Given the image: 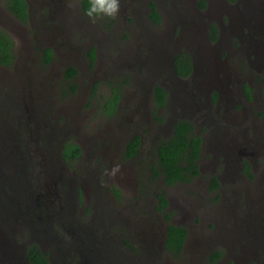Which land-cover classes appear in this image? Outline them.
I'll return each mask as SVG.
<instances>
[{
  "label": "rangeland",
  "instance_id": "obj_1",
  "mask_svg": "<svg viewBox=\"0 0 264 264\" xmlns=\"http://www.w3.org/2000/svg\"><path fill=\"white\" fill-rule=\"evenodd\" d=\"M29 1L31 16L21 22L0 0V30L11 38L14 57L10 66L0 65V132L20 138L10 153L0 156V177L14 193L8 196L0 186L1 209L7 208L0 237L6 232L8 260L16 244L21 251L13 260L21 258L23 241L32 231L43 236L32 222L35 217L46 225L53 222L57 205L50 201L53 196L42 195L76 186L80 197L77 201L73 195L71 214L62 213L64 227H83L101 243L92 240V250L81 254L67 252L66 264H102L96 249L104 250L103 263L113 254L131 257L134 264H243L250 255V263L257 256L264 260V104L255 101L250 110H233L238 114L234 123H217L214 114L204 124L180 117L179 111L173 117L169 106L155 108L151 98L158 79L175 98L176 93L196 97L193 81L183 87L173 76L172 57L180 51L197 57L194 50L204 45L208 53L198 52L201 58L196 60L199 79L206 84H222L218 72H229L232 81L241 82L240 69L233 73L227 63L247 43L249 50L240 54L241 68L258 73L246 61L255 60L252 51L263 56L264 39L250 35L240 43L231 34L240 33L250 21L257 22L258 32L264 34V0L232 4L203 0V8L202 0H120L115 18L95 22L82 13L80 0ZM151 2L160 15L158 23L150 18ZM216 22L224 33L211 44L207 28ZM47 49L52 51L48 63ZM69 67L76 70L73 78L66 75ZM111 85L120 86L122 98L117 112L105 116L100 106ZM175 117L190 120L205 145L199 174L167 185L157 175L155 149L173 132ZM227 124L229 132L222 126ZM28 135L37 142H28ZM132 136L142 137L143 145L135 158L128 159L124 149ZM63 140L78 145L82 151L78 160H62L57 148ZM159 192L168 201L170 222L188 232L176 256L163 246L165 220L156 210ZM127 211L133 213L130 220L121 218ZM62 233L72 236L65 229ZM215 251L220 257L212 262Z\"/></svg>",
  "mask_w": 264,
  "mask_h": 264
},
{
  "label": "flooded vegetation",
  "instance_id": "obj_2",
  "mask_svg": "<svg viewBox=\"0 0 264 264\" xmlns=\"http://www.w3.org/2000/svg\"><path fill=\"white\" fill-rule=\"evenodd\" d=\"M225 1L227 3H231V4L238 2V0H225ZM26 2H27V12H28V19H29L31 16V11H30L31 10L30 9L31 4H30L29 0H26ZM261 5H264V3H262ZM80 8H81V6H80ZM149 9L151 12L150 5H149ZM81 11H82V9H81ZM82 13H84V12L82 11ZM261 15H262V19L264 20L263 9H262ZM250 19H254V17H250ZM214 24L217 26V33H216L215 39H212L210 37L209 28H210L211 24H209L208 28H207L208 41H211V44L219 42L223 36V33H224L222 31L223 26H221L220 23L216 22ZM245 25L246 26H244L242 28V31L240 33H238L235 36H233L231 34V36L236 37V39H238L240 41V43L245 42L246 39L251 37L250 35H252V36L258 35L264 39V34L258 32L260 29L258 27L257 22L250 21L248 23H245ZM249 47H250V44L247 43L243 48H241V50H239V53L236 56L232 57V59H231L232 61L230 63H227L228 67L233 71V73H235L236 69H240V71L242 72V81L241 82H238L236 80L232 81L231 77L229 76V72H223V73L218 72V74L221 76L220 79H223V83L218 84V85H215L214 83L209 82V81H206L207 82V84H206L203 79L202 80L199 79L200 78L199 76L202 73H199L197 71V66H199V63L197 60H199V58H201V57H198V52L201 53L202 55H204V53H208V51H209L208 47L206 45H204V46H201L199 48L198 52L196 51V49L194 50L195 53L197 54L198 58L195 56V54L187 52L190 55L191 63H192V68H191L189 75L179 76V75H177L176 71L173 69V76L178 81L181 82L183 87H187L188 82L193 81L194 87H195L194 90L196 91V97L194 95L184 96V95L176 93L175 96L180 101L178 103L177 98L174 97L175 93L174 94L171 93L170 89H168L169 88L168 85L165 83L166 88H164V87L163 88L166 90L167 93H166V101H165L164 107L165 108H167L168 106L170 107V109L173 112V117L175 115H177L176 112L179 111L181 113L180 117L186 115V117H188V118H192V117L197 118V119L201 120L202 123L205 122L204 124H209L210 118H212L215 114L216 115L215 117H217V119H218V120H216V122L222 124V123H234L238 120V114H236L235 112L233 113V110H237V111H239V110H241V111L250 110L252 105L255 103V101H258L260 104H264V97H263L264 50L262 52L263 56L261 55L260 58L258 57V55L261 54V51H252L255 55V60L249 61L250 59L248 57V59L246 61L249 64V68L254 67L255 70L258 71V73H256V74L255 73L254 74L253 73H246V72H243L241 65H240V62L243 60L240 57V54H242V52H245L246 50H244V49H248ZM180 52H182V51H180ZM184 52H186V51H184ZM233 53H237V52L233 51ZM175 56L176 55H174L172 57V61H173L172 67H174ZM196 58H197V60H196ZM197 78H198V80H197ZM157 81L159 83L157 85H160L161 87L164 86L162 84L161 80L158 79ZM157 85H154L152 87L151 98H152V102H153L154 107L162 109V107L157 106L155 103L154 89ZM206 85H210V86L208 88H206ZM167 89H168V91H167ZM121 98H122V93H121ZM120 101H121V99H120ZM120 101H119L118 107L120 105ZM118 107H117V110H118ZM244 107H247V108L245 109ZM185 110H187V111H185ZM221 112L223 114L221 116H219L221 114ZM225 116H228L227 120L225 119ZM246 116L247 115L245 113H243L240 117L244 118ZM179 119H185V118H178L177 117L176 119H174L173 128H174L175 123ZM207 119H208V121H207ZM220 124H218V126H217V128H219V131H221L220 130L221 129ZM222 126H223V128L226 129L227 132H229V130H231L230 126L228 124L222 125ZM237 133H240V132L236 130L235 134H237ZM170 135H168L166 137H169ZM197 135H199V134H197ZM199 136L202 138L201 135H199ZM27 137H28V139H27L28 142H29V140L35 141L29 135ZM135 137H139V136L130 137L127 144L125 145V149H124V157L125 158H128V159L135 158L140 152V149L143 145V140H142L143 138L142 137H139L140 143H139V146H138L136 152L134 153V155L130 156V157L127 156V146L131 142V140ZM39 138L44 139V136H39ZM17 140H20V138L15 137L12 134V132L10 133L8 131H1L0 132V142H1V144H0V156H2V155L6 156V154L10 153L12 150L13 144L17 143ZM153 141L155 142L156 140L154 139ZM35 142H37V141H35ZM67 142L68 141L63 140L60 143V145H58L57 150H58V154L60 155L62 160L65 163H70V161L78 160L79 158L70 159L69 161H66L63 159L62 150L64 148V145ZM69 142H70V140H69ZM3 144H4V146H3ZM204 145H205V141L202 138L201 154H200V158L196 162L198 165L199 171L202 170V166H200L199 161H200L201 156H202ZM42 148L44 150L47 148V146L44 145ZM38 149H40V147H38L36 149V151ZM214 149H219V148L214 147ZM17 153L19 155L21 154L20 151H18ZM155 153H156V150H155ZM81 154H82V151H81ZM81 154H80V156H81ZM51 166L53 167L52 162H51ZM157 168H158V166H157ZM218 178H220V176H218ZM0 186L2 187L3 191L8 196L14 195V193H10V188H9L10 186L8 185V183L6 184L5 182H3V179L1 177H0ZM79 192H80V189L78 188V186H76L75 188H71V187L62 188L61 187V188H57L56 190L49 191L45 195H42V197L53 196V198L50 201L53 202V205H55V207L57 205L55 210L53 209V215L55 216V217H53V222L46 225L42 222L41 217H35V219L32 220V222L35 224V228H36L37 232L39 234H42L43 236H39L34 231H32V234H28L27 238H25V241H23L24 243L22 244V247H24L23 254H22L21 258L16 259V261H14L13 259L17 255V250H19V251H21V250H20V248H17V250H16V247L18 244H16V245L14 244L15 246H14L13 251L11 250L10 260H8L9 257L7 255V249L9 250V241L7 240L6 232L2 233V235L0 237V264H30L29 259L27 258V250H28L29 245H31V244H36L38 246V248L41 250V252L44 255H46L45 257L48 260L49 264H60V263L66 264V261H64V256L66 255L67 252H73L74 254H81V253H83V251H86V250L91 251L92 250V246H91L92 240L95 243H101V242H99V240L97 239L96 236H94L90 232H86V230L83 227L78 226L77 228H74V229L64 227L62 213L67 212V215L71 214V204H70L71 199L73 198V195H75L77 197V201H78V199L80 197ZM161 193H164V192H159L156 194L157 195L156 196V198H157L156 210L159 213L162 212L157 208L159 205L158 195ZM22 197H24V196H22ZM0 204H2V203L0 202ZM165 211L167 212V208ZM121 215H122L121 218H125L126 220H130V217L133 215V213L127 211V212H121ZM161 215H162L163 219L165 220L164 221V239H163V246L165 249V237H166V231H167L168 223H167L166 219L164 218V212ZM6 216H7V208H5L3 206L1 209V205H0V221H1L0 224H2L3 227L6 225V221H7ZM37 218H39V219L37 220ZM64 229L67 232H69V234L72 235V236H70V238H65L64 234L62 233V231ZM31 230H32V227H31ZM74 232H75V235H74ZM143 236L145 237V235H143ZM145 239H146V237H145ZM66 243H69V246ZM102 248H104V247H102ZM128 248H129V250L131 249V247H128ZM96 250H97L98 256L101 255L100 258H102V259H100V261L102 264H134V261L131 260V257H125L123 254H119L120 258H118L115 254H113L114 258H111L109 260L107 259L106 260L107 262L103 263V259H104L103 251L104 250H102V249L101 250L96 249ZM108 251L112 252V249L109 248ZM165 251H167V250L165 249ZM212 254L210 256V259L212 258ZM107 255H110V253H107ZM252 258L253 257H251V255L248 256L245 259V262L243 264H251L249 262V260ZM254 260L256 261L255 264H262V263L264 264V260H261V257L259 258L257 256L254 258ZM260 262H262V263H260Z\"/></svg>",
  "mask_w": 264,
  "mask_h": 264
},
{
  "label": "trees",
  "instance_id": "obj_3",
  "mask_svg": "<svg viewBox=\"0 0 264 264\" xmlns=\"http://www.w3.org/2000/svg\"><path fill=\"white\" fill-rule=\"evenodd\" d=\"M4 5L7 11L21 22H26L28 19L27 2L26 0H4ZM80 6L84 12L86 8V0H80ZM204 1H201L203 8ZM151 13L150 18L154 23L160 21V15L153 2L150 3ZM210 37L215 39L217 26L213 23L209 28ZM13 42L7 33L0 30V65L10 66L13 62ZM45 62L48 63L52 57V51L47 49L45 52ZM90 64L95 61V50L91 48L88 52ZM192 68L191 58L187 52L176 54L174 58V70L179 76L189 75ZM68 78H73L76 75V70L69 67L66 70ZM166 90L157 85L154 89L155 103L157 106L164 107L166 101ZM264 97V86H263ZM121 99V89L119 85H111L109 96L103 100L100 110L105 116H112L116 113L119 101ZM140 143L139 137H135L127 146V156H133ZM202 147V138L194 132V126L187 119H179L173 128V132L169 137L162 138L156 146V158L158 172L163 181L167 185L175 183L188 182L191 178L199 174L197 160L200 158ZM81 154L80 148L75 143L67 142L62 150L64 160L77 159ZM216 181L213 180L212 187H216ZM158 209L164 212V218L168 223L165 249L173 254L178 255L184 246L187 238V229L183 225H176L170 222V216L166 212L168 201L164 193L158 195ZM41 250L36 244H31L27 250V258L30 264H49ZM220 257V253L215 251L212 254L211 261L215 262ZM255 264V263H251Z\"/></svg>",
  "mask_w": 264,
  "mask_h": 264
},
{
  "label": "clouds",
  "instance_id": "obj_4",
  "mask_svg": "<svg viewBox=\"0 0 264 264\" xmlns=\"http://www.w3.org/2000/svg\"><path fill=\"white\" fill-rule=\"evenodd\" d=\"M84 14L95 22L101 18H115L120 11V0H86Z\"/></svg>",
  "mask_w": 264,
  "mask_h": 264
}]
</instances>
